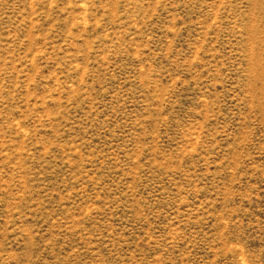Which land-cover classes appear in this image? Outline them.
Instances as JSON below:
<instances>
[{"label":"rangeland","instance_id":"obj_1","mask_svg":"<svg viewBox=\"0 0 264 264\" xmlns=\"http://www.w3.org/2000/svg\"><path fill=\"white\" fill-rule=\"evenodd\" d=\"M0 264H264V0H0Z\"/></svg>","mask_w":264,"mask_h":264}]
</instances>
